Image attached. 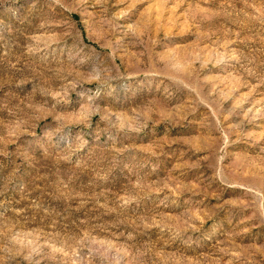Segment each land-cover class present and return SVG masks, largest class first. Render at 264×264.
<instances>
[{
	"label": "rangeland",
	"instance_id": "rangeland-1",
	"mask_svg": "<svg viewBox=\"0 0 264 264\" xmlns=\"http://www.w3.org/2000/svg\"><path fill=\"white\" fill-rule=\"evenodd\" d=\"M0 264H264V0H0Z\"/></svg>",
	"mask_w": 264,
	"mask_h": 264
}]
</instances>
